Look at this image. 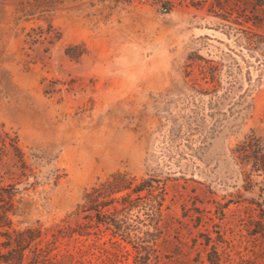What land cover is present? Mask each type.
<instances>
[{
  "label": "rangeland",
  "instance_id": "obj_1",
  "mask_svg": "<svg viewBox=\"0 0 264 264\" xmlns=\"http://www.w3.org/2000/svg\"><path fill=\"white\" fill-rule=\"evenodd\" d=\"M243 2L0 0V264H264Z\"/></svg>",
  "mask_w": 264,
  "mask_h": 264
},
{
  "label": "trees",
  "instance_id": "obj_2",
  "mask_svg": "<svg viewBox=\"0 0 264 264\" xmlns=\"http://www.w3.org/2000/svg\"><path fill=\"white\" fill-rule=\"evenodd\" d=\"M245 5H251L252 12L254 15H260V12L262 16H264V0H243ZM255 25H259L261 22H255ZM236 158H238L239 162L244 165H249L251 168V171L256 172L258 175L262 176L261 183L262 186V192H264V139L256 136V135H250L248 136L242 143H240L236 149ZM104 186L107 188L108 192L116 191V189H120L121 186L119 182L117 181H108L104 184ZM99 189L94 188L93 191L86 193V199L89 205H94L96 203V193H98ZM259 206V212L257 214V219L254 220V228L257 229V232H264V198L262 202H258ZM33 232V233H32ZM31 233L33 234L31 237H36L35 231L31 230ZM24 241L22 240L19 242L18 247L19 250L24 248ZM6 262L12 263L13 258H9V255L2 254L1 255ZM22 256V252L20 254ZM20 257L15 259V264H18L20 262Z\"/></svg>",
  "mask_w": 264,
  "mask_h": 264
},
{
  "label": "built area",
  "instance_id": "obj_3",
  "mask_svg": "<svg viewBox=\"0 0 264 264\" xmlns=\"http://www.w3.org/2000/svg\"><path fill=\"white\" fill-rule=\"evenodd\" d=\"M162 10H163L164 12H166V11H167V8L164 7V8H162Z\"/></svg>",
  "mask_w": 264,
  "mask_h": 264
}]
</instances>
